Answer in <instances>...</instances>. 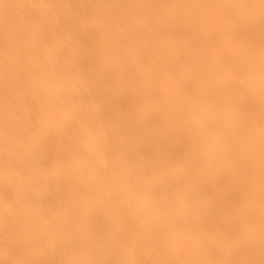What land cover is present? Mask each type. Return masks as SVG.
Instances as JSON below:
<instances>
[{
  "label": "snow or ice",
  "instance_id": "1",
  "mask_svg": "<svg viewBox=\"0 0 264 264\" xmlns=\"http://www.w3.org/2000/svg\"><path fill=\"white\" fill-rule=\"evenodd\" d=\"M0 264H264V0H0Z\"/></svg>",
  "mask_w": 264,
  "mask_h": 264
}]
</instances>
